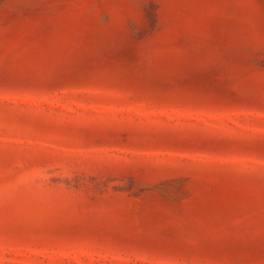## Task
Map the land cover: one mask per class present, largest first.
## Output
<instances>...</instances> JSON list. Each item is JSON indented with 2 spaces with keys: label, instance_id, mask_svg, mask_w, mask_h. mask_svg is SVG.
Wrapping results in <instances>:
<instances>
[{
  "label": "rangeland",
  "instance_id": "obj_1",
  "mask_svg": "<svg viewBox=\"0 0 264 264\" xmlns=\"http://www.w3.org/2000/svg\"><path fill=\"white\" fill-rule=\"evenodd\" d=\"M0 264H264V0H0Z\"/></svg>",
  "mask_w": 264,
  "mask_h": 264
}]
</instances>
